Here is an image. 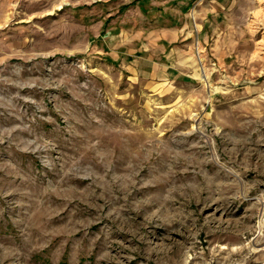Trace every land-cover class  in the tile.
<instances>
[{
  "label": "rangeland",
  "instance_id": "obj_1",
  "mask_svg": "<svg viewBox=\"0 0 264 264\" xmlns=\"http://www.w3.org/2000/svg\"><path fill=\"white\" fill-rule=\"evenodd\" d=\"M0 264H264V0H0Z\"/></svg>",
  "mask_w": 264,
  "mask_h": 264
}]
</instances>
